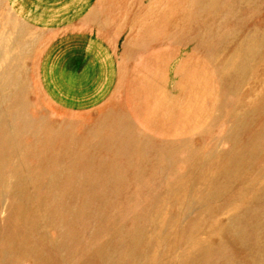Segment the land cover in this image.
I'll use <instances>...</instances> for the list:
<instances>
[{
    "label": "rangeland",
    "instance_id": "rangeland-1",
    "mask_svg": "<svg viewBox=\"0 0 264 264\" xmlns=\"http://www.w3.org/2000/svg\"><path fill=\"white\" fill-rule=\"evenodd\" d=\"M24 1L0 0V264H264V0H114L81 34Z\"/></svg>",
    "mask_w": 264,
    "mask_h": 264
},
{
    "label": "crops",
    "instance_id": "crops-1",
    "mask_svg": "<svg viewBox=\"0 0 264 264\" xmlns=\"http://www.w3.org/2000/svg\"><path fill=\"white\" fill-rule=\"evenodd\" d=\"M39 1L40 0H35V2H39ZM58 1L62 3L61 9L63 10H65L67 7L66 3L73 4L74 7L71 9L72 16H76V15L78 16L71 18L73 20H76L75 24L84 27L83 29H81V31H79L80 34L83 33L84 31H87L88 29L93 31L95 29H98L99 31V29L107 28V26L115 25V27L117 28V25H123L122 21H119L120 19L112 20L111 17L112 12L110 13L108 4L115 2L114 0H58ZM21 5L26 6L24 0H21ZM102 8H105L104 15L99 14ZM84 62L85 60L82 59L81 61L79 60L74 63V73L80 72V70L84 67L83 64Z\"/></svg>",
    "mask_w": 264,
    "mask_h": 264
},
{
    "label": "bare ground",
    "instance_id": "bare-ground-1",
    "mask_svg": "<svg viewBox=\"0 0 264 264\" xmlns=\"http://www.w3.org/2000/svg\"><path fill=\"white\" fill-rule=\"evenodd\" d=\"M181 6H182V5H181ZM194 6H195V5H194ZM151 7H152V6H151ZM174 8H175V6H174ZM158 9H159V8H158ZM149 13H150V12H149ZM166 14H167V13H166ZM168 16H169V15H168ZM170 19H171V18H170ZM170 19H169V20H170ZM204 22H205V21H204ZM156 23H157V22H156ZM162 24H163V22H162ZM152 26H154V24H152ZM155 26H156V25H155ZM176 26H177V25H176ZM176 26H175V27H176ZM247 26H248V25H247ZM167 28H169V27H167ZM154 29H155V28H154ZM163 29H165V28H163ZM163 29H162V30H163ZM160 30H161V29H160ZM143 31H144V30H143ZM149 32H150V31H149ZM162 32H163V31H162ZM164 32H165V31H164ZM166 32H167V29H166ZM148 34H149V33H148ZM172 36H173V35H172ZM205 44H206V43H205ZM12 83H13V82H12ZM220 97H221V96H220ZM263 118H264V117H263ZM146 133H147V132H146ZM185 134H186V133H185ZM243 144H244V143H243ZM18 169H19V168H18ZM249 208H250V207H249ZM225 236H226V235H225ZM243 244H244V243H243Z\"/></svg>",
    "mask_w": 264,
    "mask_h": 264
}]
</instances>
